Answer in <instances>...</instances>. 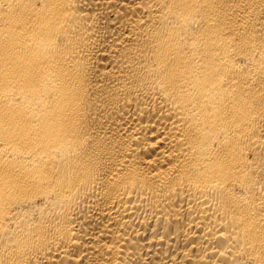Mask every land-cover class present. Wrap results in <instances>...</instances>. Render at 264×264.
I'll use <instances>...</instances> for the list:
<instances>
[{
	"label": "bare ground",
	"instance_id": "6f19581e",
	"mask_svg": "<svg viewBox=\"0 0 264 264\" xmlns=\"http://www.w3.org/2000/svg\"><path fill=\"white\" fill-rule=\"evenodd\" d=\"M0 264H264V0H0Z\"/></svg>",
	"mask_w": 264,
	"mask_h": 264
}]
</instances>
